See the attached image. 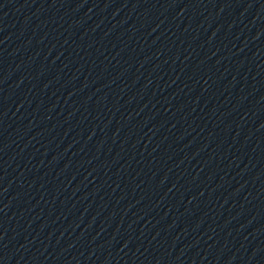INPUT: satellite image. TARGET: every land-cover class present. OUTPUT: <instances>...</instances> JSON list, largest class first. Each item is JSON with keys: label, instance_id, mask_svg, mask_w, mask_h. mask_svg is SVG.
<instances>
[{"label": "water", "instance_id": "95a60500", "mask_svg": "<svg viewBox=\"0 0 264 264\" xmlns=\"http://www.w3.org/2000/svg\"><path fill=\"white\" fill-rule=\"evenodd\" d=\"M0 264H264V0H0Z\"/></svg>", "mask_w": 264, "mask_h": 264}]
</instances>
